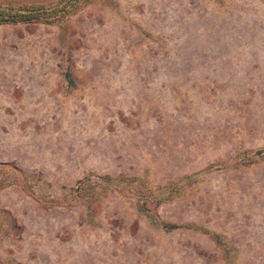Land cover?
I'll list each match as a JSON object with an SVG mask.
<instances>
[{
    "label": "rangeland",
    "instance_id": "374dc122",
    "mask_svg": "<svg viewBox=\"0 0 264 264\" xmlns=\"http://www.w3.org/2000/svg\"><path fill=\"white\" fill-rule=\"evenodd\" d=\"M0 264H264V0H0Z\"/></svg>",
    "mask_w": 264,
    "mask_h": 264
},
{
    "label": "trees",
    "instance_id": "16d2710c",
    "mask_svg": "<svg viewBox=\"0 0 264 264\" xmlns=\"http://www.w3.org/2000/svg\"><path fill=\"white\" fill-rule=\"evenodd\" d=\"M36 11L35 9H31L28 11V13L26 14H23V15H19V16H8L7 18L5 17H0V22H7V21H22V22H28V21H31V20H35L36 16L35 15ZM14 18H17L16 20Z\"/></svg>",
    "mask_w": 264,
    "mask_h": 264
}]
</instances>
